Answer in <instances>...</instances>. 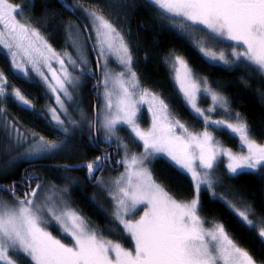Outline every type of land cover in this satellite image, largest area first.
<instances>
[{"label": "snow or ice", "instance_id": "1", "mask_svg": "<svg viewBox=\"0 0 264 264\" xmlns=\"http://www.w3.org/2000/svg\"><path fill=\"white\" fill-rule=\"evenodd\" d=\"M148 3L158 10L163 20L170 22L171 27L179 28L182 32H203V39L198 41V50L208 62L228 65L229 54L223 50V45L225 41H230V55L234 58L232 62L247 63L254 71L264 74V0H148ZM21 13L22 9L18 5H13L9 0H0V46L10 54L14 69L26 74L27 70L16 59L21 51L29 55L30 59L33 51L43 57L44 52L35 47L39 41L48 53L54 57L56 54L37 30L16 19ZM89 16L102 46L101 52L105 46L108 51H114L132 80H135L136 74L131 71L133 57L124 37L103 15L93 11ZM218 46L220 50L217 53L213 49ZM56 59L63 76L58 77L51 64H48L52 80L55 81V85L49 83L48 86L56 93L59 105V108L50 109L51 119L60 126L61 131L67 132L61 119V114L66 113L67 109L60 94L71 100L66 84L73 85L74 82L65 66V59ZM67 62L73 66L77 63L71 56H68ZM82 62L87 63L86 60ZM172 63L180 91L204 121L206 130L202 133H189L178 120L169 119L167 105L155 95H151V102L158 100L161 115L157 116L154 112L151 129L142 131L136 122V94L125 86L124 72L115 77L114 84L118 88L106 90L105 93L107 104L103 127L112 133L118 123L129 125L135 136L143 141L144 152L126 156L125 173L114 181L116 192L110 193L116 202L114 217L131 238L133 248L128 249L118 242L105 239L89 228L78 212L68 209L62 200L53 201L51 196L40 200L37 190L42 185L38 184L25 193L23 199L15 197L13 185L5 190L13 195L15 205L0 199V264H21V260L27 264H256L253 256L229 236L222 223L205 227L206 221L199 215V193L213 189L218 182L215 175L218 156L227 157L229 174L264 169V145L251 138L247 123L241 120L239 114L236 124L212 120L205 115V111L196 103L198 92L211 95L213 107L207 112L214 111L216 106L227 111V100L207 86L206 79L198 83L181 56H175ZM107 79L106 74V82ZM44 80L48 81V77L44 76ZM201 83L204 85L202 89ZM9 87L3 72H0V98L11 97L25 109L34 111L30 101L19 89L9 92ZM113 95L117 97L115 105L112 102ZM149 95L146 90L141 92L140 100L143 101ZM113 108L116 110L115 115H109ZM213 125L221 132L227 131L238 136L242 149L247 150L246 154L237 155L230 149L218 146L212 133L207 131V127ZM177 128L186 136L177 135ZM16 131L19 137V130ZM60 147L39 137L31 155L39 157ZM157 154H166L181 171L191 174L195 191L193 199L178 201L153 179L144 165L146 160ZM103 159L107 157L98 156L94 161L79 167L86 168L89 177L95 179ZM33 179L27 177L26 182ZM212 195L216 196V193ZM141 205L143 215L139 219L125 218L137 213ZM226 206L245 227H257V223L249 218L250 208L240 211L235 205ZM53 223L70 238V243L63 242L48 230ZM258 237L264 241V227L260 228Z\"/></svg>", "mask_w": 264, "mask_h": 264}, {"label": "trees", "instance_id": "2", "mask_svg": "<svg viewBox=\"0 0 264 264\" xmlns=\"http://www.w3.org/2000/svg\"><path fill=\"white\" fill-rule=\"evenodd\" d=\"M9 1L22 9V13L18 15L20 21L37 30L60 53L71 50L69 37L75 31V24H78L86 35L82 23L83 21L89 29L86 9H95L110 17L130 47L134 68L141 84L161 96L174 120H178L189 131H205L203 119L192 111L174 78L172 61L175 56L183 57L199 80L206 79L209 87L227 100V111L218 109L215 118L236 122L239 114L241 120L247 123L251 137L264 142V75L246 64L226 67L208 62L199 52L194 38L179 28L171 27L170 22L163 20L148 0ZM91 55L94 61L93 72L86 74L83 92L91 101L92 121L84 120L83 110L77 109L75 102L70 103L69 112L64 117L67 129V132H64L48 115V108L54 106L55 102L46 85L33 74L24 76L18 73L9 54L0 47V72H3L10 85L8 91L19 89L34 109H25L23 105L7 96L4 98L5 119L28 138L67 140L70 148V162L67 165L72 167H64L61 164L63 162L45 163L31 166L29 170L34 172L40 166L49 169L50 172L46 174L48 177L63 178L61 187L69 193L71 199L69 209L78 212L89 228L96 230L104 238L133 248V242L123 227L111 213L101 208L90 194L91 185L97 184L99 177L123 169L117 143H107L100 138L98 142L95 140V103L100 87V75L97 62L92 53ZM200 102L202 106L207 107L211 99L202 94ZM90 122L93 123L92 126ZM141 122L146 127L150 125L147 111L143 113ZM3 127L5 126L2 125ZM207 130L214 133L216 139L224 146L235 151L241 149L238 136L227 131L221 132L214 125L207 127ZM98 156L109 159L102 160L100 171L95 173L93 179L89 177L86 168L79 166L94 161ZM12 157H0V167L6 165ZM148 162L155 180L174 198L178 201H190L194 198L191 174L181 171L170 162L166 154L150 157ZM20 168L19 166L14 172H19ZM61 168L63 173L59 174ZM1 178L5 177L0 176ZM38 184H41L40 175L33 179L34 188ZM216 190L235 206L245 211L250 208L248 215L257 223V227H245L223 199L214 197L211 190H202L199 215L206 221L205 226L222 223L240 248L248 251L257 264H264V241L258 237L259 229L264 227V223H260L264 221V169L245 171L233 176L226 175L222 183L216 186ZM50 228L51 233L57 234L63 242H71L56 224H52ZM21 264L27 262L21 260Z\"/></svg>", "mask_w": 264, "mask_h": 264}, {"label": "rangeland", "instance_id": "3", "mask_svg": "<svg viewBox=\"0 0 264 264\" xmlns=\"http://www.w3.org/2000/svg\"><path fill=\"white\" fill-rule=\"evenodd\" d=\"M13 5H15V4H13ZM93 11H95L99 15H103V14L101 12L95 10V9H86L85 10L86 20H87V23L89 25V33H90L91 41H92V43L95 47L96 53L98 55L99 66H100V74H99L100 75L99 76L100 87L97 90L98 135H99V138L104 142H107V143L115 142V143H117V145L120 149L119 159H120V162L123 164V169L121 171L109 172V173L103 175L100 178L99 183L91 185L90 194H91V197L93 198V200L101 208L107 210V212L111 213L114 216L116 202L112 198V195L110 194V193H115L117 190L116 185L114 184V181L119 179L121 177V174L125 173V169L127 166L126 162H125L126 156H128L130 154L139 155L140 153L144 152V147H143V141H140L135 136V133H133L131 131V127L129 125H126L123 123H118L116 125L114 132H112V133H109L103 127V121H104L105 114H106V104H107V100H106V96H105L106 90L112 91L114 87L118 88V85L114 84L115 77L121 72L125 73V75L123 77V80L125 82V86L129 89V91L134 92L136 94L134 96V100L137 102V113H136L137 120H136V122H137L139 128L145 132L149 131L152 127L153 113L156 112L157 116L161 115V113L159 112V102H158V100L156 102H151V95H155L156 97L159 98V100H162V98L160 95H158L157 93H155V92L151 91L150 89L144 87L141 84L139 77L135 71L133 60H132V65H131V71L135 72V74H136L135 80H132L130 75L127 73V69L125 68V66L123 64L120 63L118 55L114 51H108L106 46H105L103 53L101 52L102 46L97 40L95 27L93 25L92 18L89 16V13L93 12ZM103 16L105 19H107L115 27V25L112 22L110 17H107L105 15H103ZM16 19L19 22H21L18 15H17ZM197 27H199V26H197ZM187 33L194 38L193 39L194 43L197 46V48L199 49L198 41L203 39V32L196 31V32H191V33L187 32ZM40 36L43 38V41L48 46H50V48L56 54V56L54 57L50 53H48L44 49L43 44L41 42L37 41L35 44V47H37L41 51H43L44 56L41 57L39 55V53L33 51L31 53V59H30L29 55H27L23 51H21L16 59H17V62L21 64V67L23 69H26L27 72L25 74V73H22L20 70H16V69L15 70L24 76H29L30 74H33L36 77H38L46 85L48 90L51 92L53 99H54V102H55V105L52 107H49L47 110L48 115L51 117L50 109L59 108V105L56 102V93H53L48 86L49 83L55 85V81L52 80V72L50 71L48 64L50 63L52 66V69H54L56 71L58 77L62 78L63 74L61 72L60 64L57 62L56 57L64 58L65 59V66L67 68L68 73L71 74L74 83H73V85H67L66 84V87L68 88V91L72 96L71 100H69L67 97H65L62 93L60 94L61 99L64 100V107L67 109L66 113L61 114V119L64 121L63 127L65 128V125H66L64 117L69 112V104L73 103V102H75V106L77 109L83 110L84 120L92 121V119L90 117L91 101H90V99L86 98V96L83 92V84L86 80V74L89 72H93L92 70H93V64H94L93 57L91 55L92 51H91V47H90L87 35H85L82 28L80 26H78V24H75V31L69 37L71 50L66 52V53L58 52L41 34H40ZM124 41L126 42L125 38H124ZM204 42L207 43V41H204ZM126 44L128 45L127 42H126ZM231 44H232V42L225 41L224 45H223V50L229 54L228 59H229L230 63L228 65H225L222 62H217V64H221V65L226 66V67H235V66H238L241 64L248 65L247 63H243V62H232L234 60V58L231 57V55H230L232 48L229 47V45H231ZM0 47L3 49L2 46H0ZM128 47H129V45H128ZM3 50H5L7 52L6 49H3ZM129 50H130V47H129ZM213 50L217 51V53H218L220 48L218 46V47L214 48ZM130 52H131V50H130ZM9 56H10V54H9ZM68 56H71V58L73 60L77 61L75 66L68 64V62H67ZM45 57L47 58V60H45ZM10 58H11V56H10ZM84 60L87 61L86 64L82 62ZM184 60L187 62L186 59H184ZM33 61H35V63H33ZM187 64H188L189 68L192 70V68L190 67L188 62H187ZM172 66H173V63H172ZM176 67H178V65ZM173 70H174L175 81H176L177 86L180 90V83L176 79V70L174 67H173ZM192 72H193V70H192ZM41 73H43V75H41ZM106 74L108 77L107 82H106ZM44 76L48 77V81L44 80ZM194 77L197 78L195 76V74H194ZM197 80L199 83L200 80L198 78H197ZM207 86H209V85L207 84ZM200 87L202 89L204 87V85L201 83ZM145 90L150 95L145 96L144 100L141 101L140 100V93L145 91ZM181 94L184 97L182 92H181ZM202 94L209 96L210 99H211V95L203 93L201 91V92H198L197 96H196L197 106L205 111V115L210 116V118L212 120H224V121H226L228 123H232V124L238 123V121L231 122V121H227L224 118H215L216 117L215 114H216L217 110L222 109L219 106H216L214 111L207 112V109L213 107V102L211 100V103L207 107L202 106L201 102H200ZM4 98H0V101H2V102H0V109L3 110L2 112H0V155H1L0 157H2L3 155H5V156L12 155L13 157L7 163H5L6 165H4L3 167H0V176L5 177L8 174H10L11 172L16 171L18 169V167L22 164L23 161H28V160L44 159L45 163H61V162H63L61 164H68L70 162V159L68 158V156L70 155V153H69L70 148L68 147L69 143L67 142V140L49 141V140L45 139L47 142L59 144V145H61V147L57 150L43 154L39 157L31 155V152L34 149L38 139L34 140V138L33 139L31 137L28 138L24 134L20 133V131H19L20 135L18 137V134L16 131L17 129H15V125L12 124L10 121H7L5 119V112L6 111H5V107H4ZM97 99H96V101H97ZM116 100H117V97L115 95H113L112 96L113 105H115ZM185 100H186V98H185ZM188 105L191 108V105L190 104H188ZM222 110L225 112L224 109H222ZM145 111H147V114H148L150 121H151V123L148 127L144 126L141 122L142 115ZM167 111L170 114L169 119L174 120L168 108H167ZM192 111L194 112L193 109H192ZM115 112H116V110H115V108H113L112 111L108 114L109 115H115ZM90 123H92V122H90ZM2 125L5 127L2 128ZM92 125H93V123L91 124V126ZM188 132L193 133V134H197V133H202L203 131L192 132V131L188 130ZM176 134L180 135V136H186V134L182 130H180L179 128L176 129ZM212 135H213L215 141L217 142L218 146L226 148V149H230L233 151V153H235L237 155L246 154V151H247L246 148L242 149V146H241V149L239 151H235V150L221 144V142L218 139H216L214 133H212ZM24 137H26V139ZM255 141L258 144L264 145V142H259L257 140H255ZM227 163H228L227 157L218 156L217 164L215 167V175H216V177H218V182L216 183L214 188L211 189V191H212V193L213 192L216 193V196H214V197L223 199L227 204L234 205L229 200L223 198V196L221 194H219L216 190V186L219 183H222V181L224 180V177L226 175H232V176L237 175V174H229L228 173ZM44 164H42V165H44ZM58 166L60 167V165H58ZM144 166L151 172L152 177L155 180L151 166H150V163L148 162V160L145 161ZM62 169L63 168H61V171H59V174L63 173ZM48 172H50L49 169L44 168V167H40V166L38 168H36L34 172H30V173H33L34 175H36V177H37V175L38 176L40 175L41 184H39V185H42V187L37 190L39 199L43 200V198H45L47 196H51L53 201L59 202L60 200H62L63 202H65L67 205V208L69 209V205L71 204L70 195L67 191H65L61 187V182L64 179L60 178V177L50 178L46 175ZM62 176L63 175H61V177ZM201 192L199 193V201H200ZM0 199L4 200L5 202L9 203L10 205H15V203H16L15 200H13L12 198H9L6 195L2 194V192H0ZM235 207L237 209H239L240 211H245V210H243L237 206H235ZM61 208H63V204H61ZM142 215H143V205H141L139 207V209L137 210V213L132 214L130 217L126 216L125 218L126 219H128V218L139 219L140 216H142ZM249 218H250V216H249ZM117 222L119 223L118 220H117ZM51 225H49V227H48V230L50 232L52 231V229L50 228ZM120 225L123 227L122 224H120ZM56 227L59 229V227L57 225H56ZM205 227L210 228L212 226H205ZM52 234L58 238L57 234H54V233H52ZM113 242H116V241H113ZM125 248H127V247H125ZM128 249H131V248H128ZM13 257L16 258L15 254H13Z\"/></svg>", "mask_w": 264, "mask_h": 264}, {"label": "flooded vegetation", "instance_id": "4", "mask_svg": "<svg viewBox=\"0 0 264 264\" xmlns=\"http://www.w3.org/2000/svg\"><path fill=\"white\" fill-rule=\"evenodd\" d=\"M24 138L26 139V137ZM96 142L98 141L96 140ZM44 163H45L44 159L23 161L22 164L20 165L21 168L19 172L17 171L10 173L9 175L5 176V178L0 179V192H2V194L6 195L7 197L15 200L13 195H11L9 191L5 190V189H10L12 188L13 185H15V197L23 199L24 194L29 193L34 188L33 180H28L26 182L27 177H34V178L36 177V175L30 173L31 171L29 169L38 165H42ZM98 179H100V177ZM29 185H31V187H29ZM58 239H60V237H58Z\"/></svg>", "mask_w": 264, "mask_h": 264}, {"label": "water", "instance_id": "5", "mask_svg": "<svg viewBox=\"0 0 264 264\" xmlns=\"http://www.w3.org/2000/svg\"><path fill=\"white\" fill-rule=\"evenodd\" d=\"M80 21H82V19H80ZM83 23V26L85 28V31H86V35L88 37V41H89V44H90V47H91V51H92V54L97 62V65H98V69H99V74H100V66H99V58H98V55L96 53V50H95V47L91 41V37H90V33H89V29L87 28V26L85 25V23L82 21ZM95 137H96V140L98 141V137H97V134H98V99L95 103Z\"/></svg>", "mask_w": 264, "mask_h": 264}, {"label": "bare ground", "instance_id": "6", "mask_svg": "<svg viewBox=\"0 0 264 264\" xmlns=\"http://www.w3.org/2000/svg\"><path fill=\"white\" fill-rule=\"evenodd\" d=\"M64 167H72L71 165L63 164Z\"/></svg>", "mask_w": 264, "mask_h": 264}]
</instances>
